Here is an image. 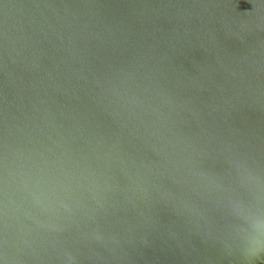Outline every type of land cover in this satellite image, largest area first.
Listing matches in <instances>:
<instances>
[{"label": "water", "instance_id": "water-1", "mask_svg": "<svg viewBox=\"0 0 264 264\" xmlns=\"http://www.w3.org/2000/svg\"><path fill=\"white\" fill-rule=\"evenodd\" d=\"M0 264H264V0H0Z\"/></svg>", "mask_w": 264, "mask_h": 264}]
</instances>
